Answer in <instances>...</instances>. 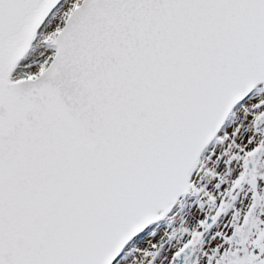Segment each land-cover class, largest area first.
<instances>
[{"label": "snow or ice", "instance_id": "1", "mask_svg": "<svg viewBox=\"0 0 264 264\" xmlns=\"http://www.w3.org/2000/svg\"><path fill=\"white\" fill-rule=\"evenodd\" d=\"M0 264H264V0H0Z\"/></svg>", "mask_w": 264, "mask_h": 264}]
</instances>
